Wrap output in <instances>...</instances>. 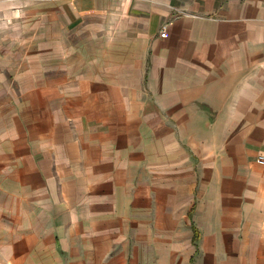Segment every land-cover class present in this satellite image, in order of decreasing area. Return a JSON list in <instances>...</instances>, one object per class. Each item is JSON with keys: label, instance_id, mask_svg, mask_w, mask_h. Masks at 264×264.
<instances>
[{"label": "crops", "instance_id": "crops-1", "mask_svg": "<svg viewBox=\"0 0 264 264\" xmlns=\"http://www.w3.org/2000/svg\"><path fill=\"white\" fill-rule=\"evenodd\" d=\"M259 155L264 0H0V264H264Z\"/></svg>", "mask_w": 264, "mask_h": 264}, {"label": "built area", "instance_id": "built-area-1", "mask_svg": "<svg viewBox=\"0 0 264 264\" xmlns=\"http://www.w3.org/2000/svg\"><path fill=\"white\" fill-rule=\"evenodd\" d=\"M165 33H166L165 30H162V31L160 32V35H161V36H164ZM257 160H258L259 163H264V155H259L258 158H257Z\"/></svg>", "mask_w": 264, "mask_h": 264}]
</instances>
